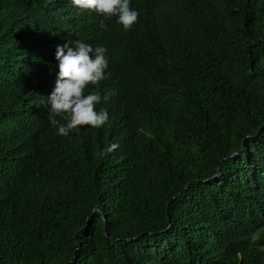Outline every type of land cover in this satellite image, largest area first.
I'll list each match as a JSON object with an SVG mask.
<instances>
[{"label": "trees", "instance_id": "obj_1", "mask_svg": "<svg viewBox=\"0 0 264 264\" xmlns=\"http://www.w3.org/2000/svg\"><path fill=\"white\" fill-rule=\"evenodd\" d=\"M169 4L136 2L126 46L71 0H0V264H264V0ZM75 41L107 49L108 121L65 137Z\"/></svg>", "mask_w": 264, "mask_h": 264}, {"label": "clouds", "instance_id": "obj_2", "mask_svg": "<svg viewBox=\"0 0 264 264\" xmlns=\"http://www.w3.org/2000/svg\"><path fill=\"white\" fill-rule=\"evenodd\" d=\"M141 0H71L73 6L94 12L104 19L100 21V27L107 29L105 19L115 17L112 21L116 38L128 45V37L124 31L133 28L139 19V13L135 3ZM165 7L171 10L169 0H159ZM138 26L148 31L141 23ZM73 43V42H71ZM74 46L64 44L57 46L55 60L57 73L55 87L46 99L49 111V122L57 128V134L68 136L71 132L79 131L83 126L100 128L108 121V113L104 109L97 110L101 96L95 91L85 95V89L98 85L109 76L107 49L97 46L95 49L90 44L75 41ZM107 69V70H106ZM114 91L108 92L103 99L107 101ZM57 117L65 120L61 123ZM119 147L112 144L107 151H113Z\"/></svg>", "mask_w": 264, "mask_h": 264}]
</instances>
